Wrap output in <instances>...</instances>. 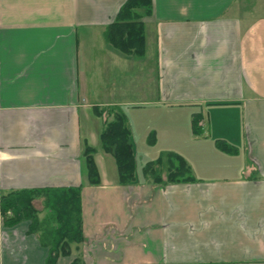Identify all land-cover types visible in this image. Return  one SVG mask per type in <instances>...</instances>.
I'll return each mask as SVG.
<instances>
[{"label":"crops","instance_id":"1","mask_svg":"<svg viewBox=\"0 0 264 264\" xmlns=\"http://www.w3.org/2000/svg\"><path fill=\"white\" fill-rule=\"evenodd\" d=\"M126 1L0 0V195L80 189L82 242L55 264H264V10L250 4L264 0H149L140 57L104 37ZM113 107L134 144L129 185L100 145L107 117L97 112ZM149 115H162L155 127ZM160 151L180 156L192 179L144 181ZM48 254L29 221L7 226L0 215V264H46Z\"/></svg>","mask_w":264,"mask_h":264},{"label":"trees","instance_id":"2","mask_svg":"<svg viewBox=\"0 0 264 264\" xmlns=\"http://www.w3.org/2000/svg\"><path fill=\"white\" fill-rule=\"evenodd\" d=\"M143 8L149 10V0H127L118 11L115 21L104 32L105 40L125 55L140 57L144 53V26L138 13ZM97 115L111 116L110 120L105 121L99 140L101 149L115 160L119 185L134 183L135 149L126 115L114 107L101 109ZM197 123L198 119H194L195 129ZM94 152V148L86 146L84 158L87 180L90 185L98 186L100 176L93 158ZM141 172L144 181L158 184L192 179L188 164L174 153H165L154 161L146 162ZM41 197L44 198V208L48 211V215L43 219H39L33 206V200ZM0 215L7 226L22 220L29 221V233L36 234L41 245L48 248L46 264H55L60 256L70 254V244L82 242L79 188L13 191L2 194ZM73 264H79V260Z\"/></svg>","mask_w":264,"mask_h":264},{"label":"rangeland","instance_id":"3","mask_svg":"<svg viewBox=\"0 0 264 264\" xmlns=\"http://www.w3.org/2000/svg\"><path fill=\"white\" fill-rule=\"evenodd\" d=\"M250 4H251V8H252V10H254L255 12H262L263 10H264V8H259L258 7V2H250ZM254 7V8H253ZM143 65H144V69L146 70V74H147V76L148 77H146V81H145V83L142 85L143 86V91H145V86H147L148 88L147 89H149V87L151 86L150 85V79H151V70H152V63H151V49H149V52H148V55H147V58H146V60H144V63H143ZM156 75H157V72H156V69H155V71H154V73H153V77H156ZM147 79H148V81H147ZM156 81V80H155ZM153 85L155 86V83L153 82ZM146 99L147 100H153L154 99V97L153 96H147L146 97ZM106 116L107 115H103V117H105L106 118ZM161 116L162 115H155V116H153V118L149 115L148 117H147V120H152V121H150L151 123H152V125L155 127L156 125H157V121L155 120V118L156 117H159V118H161ZM111 118V116H107V120L108 119H110ZM159 132H160V142L159 143H157V148L158 149H160V150H164L165 148H167V147H165V146H169V145H172V143H171V141H169V138H168V136L166 135V134H163V129L161 128L160 130H158ZM166 132V130H164V133ZM163 137V138H162ZM173 146H174V143H173ZM170 148H176V149H179L180 150V147H170ZM139 152L137 151V155L138 156H145V153L143 152V151H141V149H142V146H140L139 147ZM169 150V149H168ZM163 154H165V151H160V153L158 154V156H160V155H163ZM35 200H36V202H35ZM33 204H34V208L35 209H39V210H43V209H45L44 208V198H38V200L37 199H34L33 200ZM44 211V210H43ZM45 213H46V215L44 216V218L48 215V211L45 209ZM10 215V214H9Z\"/></svg>","mask_w":264,"mask_h":264}]
</instances>
